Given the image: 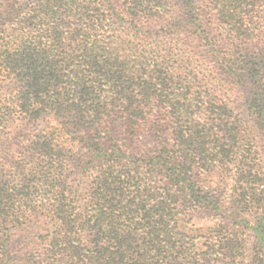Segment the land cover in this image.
I'll return each instance as SVG.
<instances>
[{
  "label": "trees",
  "instance_id": "trees-1",
  "mask_svg": "<svg viewBox=\"0 0 264 264\" xmlns=\"http://www.w3.org/2000/svg\"><path fill=\"white\" fill-rule=\"evenodd\" d=\"M0 264H264V0H0Z\"/></svg>",
  "mask_w": 264,
  "mask_h": 264
},
{
  "label": "rangeland",
  "instance_id": "rangeland-1",
  "mask_svg": "<svg viewBox=\"0 0 264 264\" xmlns=\"http://www.w3.org/2000/svg\"><path fill=\"white\" fill-rule=\"evenodd\" d=\"M236 111L238 112V111H240V110H237V109H236ZM241 112H242V111H241ZM243 117H245V114H244V112H243ZM199 222H200V223H205V221H204V220H200Z\"/></svg>",
  "mask_w": 264,
  "mask_h": 264
}]
</instances>
